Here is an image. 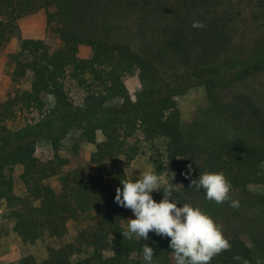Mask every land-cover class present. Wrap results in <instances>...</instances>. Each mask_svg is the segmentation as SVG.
Instances as JSON below:
<instances>
[{
    "label": "trees",
    "instance_id": "trees-1",
    "mask_svg": "<svg viewBox=\"0 0 264 264\" xmlns=\"http://www.w3.org/2000/svg\"><path fill=\"white\" fill-rule=\"evenodd\" d=\"M117 1V8L133 13L136 20L129 41L83 35L68 24V0H0V55L18 31L19 21L42 10L48 12L49 25L58 23L62 41L56 50L42 39L23 41L20 51L11 55L12 80L20 83L31 75V86L18 90L0 106V200L5 202V218L12 221L13 231L25 243H35L44 236L60 241L59 246L48 247L42 261L26 256L22 264H131L135 256L143 255L144 244L153 248L154 258L173 255L170 238L150 232L147 241H140L135 237L125 239L121 234L127 230L124 222L132 211L115 202L116 189L122 188L125 180H136L128 176L123 163L129 165L139 155L141 138L149 143L163 140L169 163L187 169L191 165L194 179L205 172H223L232 190L249 195L251 186L264 187V168L260 167L264 162L262 88H254L251 95L243 97L254 105L247 121L243 123L236 117L231 121L235 132L240 131L237 138L213 147L189 139L182 127L177 98L191 88L206 87L215 112L223 102L219 68L211 65L208 58L215 63L222 52L220 47L223 51L229 47L231 38L225 33L228 25L224 17H216L205 32L203 27L195 28V41L169 37L162 44L156 40L157 0H144V10L142 0ZM200 1L187 0V16L201 11ZM53 7L58 10L49 11ZM186 29L181 19L172 31L183 35ZM164 34L171 35V29L166 27ZM206 39L212 40L211 44L201 46ZM83 48L92 51L90 58L80 56ZM168 50L177 53L171 55L172 64ZM262 54L254 65L258 70L264 68ZM159 62L172 66L171 73L165 74ZM134 75L141 84L136 99L125 83L126 77ZM68 81L83 90L81 104L73 101ZM46 96L54 99L53 106L48 105ZM29 114L32 118L26 117V122L16 129L7 125ZM220 114L225 116L221 109ZM240 115L245 117L246 111ZM73 127L81 128L83 141L96 146L91 156L96 174L85 167L64 171L68 161L59 150ZM98 132L104 135L101 142L97 140ZM134 138L138 142H133ZM43 140L51 141L55 152L47 161L37 156V146ZM18 166L23 168V195L15 190L14 171ZM55 177L59 179V190L50 183ZM166 183L177 185L176 180ZM152 195L161 202L163 186ZM172 198L178 207L199 204L190 186L175 188ZM256 200L264 203V194L256 195ZM101 206L104 211L100 218L66 241L69 222L89 218ZM224 235L232 244L231 251L215 257L211 264H242L234 260L237 255L257 264L259 260L242 237Z\"/></svg>",
    "mask_w": 264,
    "mask_h": 264
},
{
    "label": "rangeland",
    "instance_id": "rangeland-1",
    "mask_svg": "<svg viewBox=\"0 0 264 264\" xmlns=\"http://www.w3.org/2000/svg\"><path fill=\"white\" fill-rule=\"evenodd\" d=\"M117 2V0H68V24L85 36L96 35L116 41L123 39L129 41L131 29L136 20H134L133 13L130 14L122 8L118 9ZM200 2L201 11L199 8L198 11L203 14L202 18H200V13L195 11L187 16V0H157L156 40L162 44L167 43L169 37L173 39L182 37L188 41H195L193 33L197 27H193L194 23L202 24L205 32L207 26L214 25L216 17L219 19L221 16L224 17L228 25L225 33H228L231 38L229 47L224 51L222 50L223 46L220 47L222 52L219 53L215 63L208 58L211 65L218 66L221 75L222 83L219 84V93L223 98L221 106L215 112V107H213L212 100L204 86L193 87L177 98L182 113V127L187 137L214 147L240 135V131L235 132L236 130L231 126V121L236 117L245 123L249 118L251 107H254L250 99L246 100L243 97L251 95L254 88L264 90V68L258 70L254 67L261 57L260 54L264 53V0H201ZM140 5L141 10L147 6L144 0ZM57 10L56 7H53L49 11ZM181 19L187 25L183 35L177 34L175 30L172 31ZM56 26L58 23L48 24L46 10L29 15L19 21L18 31L3 47L0 55V106L18 90H26L31 86V75L20 83L12 80L14 63L11 55L20 51L21 44L26 39H42L51 46L52 50L60 48L62 41ZM166 27L171 29L172 37L171 35L165 36ZM211 42L212 40L206 39L201 43V46L208 47ZM166 53L169 54L170 64H172L171 55L177 53L169 50ZM80 56L90 58L92 51L89 48H83ZM179 58L180 55L174 59ZM159 64L165 74L171 73L172 66H166L160 62ZM125 83L133 98L136 99L141 89L138 76L126 77ZM67 87L73 101L76 104H81L84 98L83 90L69 81ZM231 88L233 90H230ZM237 96L238 98H236ZM46 100L49 106L54 105V99L51 96H46ZM262 104L264 105V102ZM220 109L225 113L224 117L221 116ZM241 111H246L247 115L245 117L240 115ZM26 117L29 119L32 118V115L21 116L15 121L10 120L7 125L16 129L26 122ZM97 140L99 142L104 140V135L101 132H98ZM136 141L137 138H134L133 142ZM138 143L141 146L139 155L129 165L123 163L130 178L138 179L143 171L150 170L158 175L165 174V182L176 180L178 186L183 185L179 188L191 185V180L185 178V173L187 172L191 179H194L192 172H189L187 168L173 166L169 163L163 140L159 139L154 143H149L141 138ZM95 149L94 144L82 140L81 128L73 127L69 135L61 142L59 150V154L68 161L64 171L85 167L89 172L96 174L97 166L91 161ZM54 154L51 141L39 142L37 146L39 158L47 161L53 158ZM22 171L21 166L16 167L14 171L15 190L19 195L25 193V187L21 180ZM170 173H174L175 178ZM50 183L56 190H59L60 183L57 177L51 179ZM194 190L199 198L198 207L222 226L224 234H237L242 237L251 247L260 264H264V203H259L256 200V195L264 194V187L251 186L249 195L239 190H232L231 198L239 201V208L231 207L230 202L224 204L210 202L206 199V194L202 189L198 191L194 187ZM103 211L104 207L101 206V210L89 218L70 221V233L66 241H70L82 228L97 221ZM129 219H135L133 213L124 222L126 229L128 228L126 221ZM0 228L3 229L0 264H22V260L26 256H34L37 260L42 261L47 256L50 245H60V241H55L48 236L42 237L35 243L23 242L13 231L12 221L5 218V202L3 200H0ZM138 260L141 261L140 264H145L143 255L135 256L131 264H136ZM153 264H175L174 256L153 257Z\"/></svg>",
    "mask_w": 264,
    "mask_h": 264
},
{
    "label": "clouds",
    "instance_id": "clouds-1",
    "mask_svg": "<svg viewBox=\"0 0 264 264\" xmlns=\"http://www.w3.org/2000/svg\"><path fill=\"white\" fill-rule=\"evenodd\" d=\"M193 27H203L196 22ZM264 168V162L260 165ZM192 171L191 165L188 166ZM169 173V172H168ZM174 178L175 174L170 173ZM185 178L191 180L190 187L203 190L206 199L216 204L230 202L233 208H239V201L232 200V184L223 172L200 174L198 179H191L186 172ZM163 186V199L156 202L154 192H160ZM183 185H172L165 182V174L154 171H143L135 182L125 180L122 188L116 189L115 202L132 211L135 219H129L128 228L121 234L125 239L133 237L147 241L149 233L170 238V248L175 264H211V261L224 252L231 251L232 244L224 235L222 226L199 207L185 203L178 207L172 198L175 188ZM155 251L147 244L143 245V260L145 264H153ZM234 260L242 264H250L241 256ZM260 264V261H257Z\"/></svg>",
    "mask_w": 264,
    "mask_h": 264
}]
</instances>
